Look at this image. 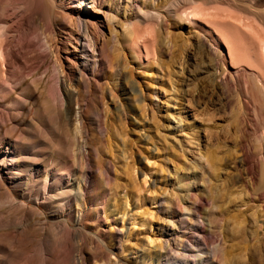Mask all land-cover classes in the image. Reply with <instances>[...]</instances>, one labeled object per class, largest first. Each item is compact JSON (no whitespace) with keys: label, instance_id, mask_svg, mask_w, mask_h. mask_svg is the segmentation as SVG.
<instances>
[{"label":"rangeland","instance_id":"374dc122","mask_svg":"<svg viewBox=\"0 0 264 264\" xmlns=\"http://www.w3.org/2000/svg\"><path fill=\"white\" fill-rule=\"evenodd\" d=\"M234 1L0 0V264H264V85L195 13Z\"/></svg>","mask_w":264,"mask_h":264},{"label":"bare ground","instance_id":"6f19581e","mask_svg":"<svg viewBox=\"0 0 264 264\" xmlns=\"http://www.w3.org/2000/svg\"><path fill=\"white\" fill-rule=\"evenodd\" d=\"M85 1V0H84ZM94 2V0H92ZM238 0H235L236 2ZM245 1V0H244ZM259 1H264V0H250L251 5L253 8V4H257ZM93 6V4H91ZM95 5V4H94ZM218 9V8H217ZM215 8H208L205 5H199L198 8H195V13L200 12L201 15H205V18L207 16L206 24L210 27L212 24V28H214L216 34L212 35L210 32H207L209 36L211 37L212 43L217 47L216 49V56L217 58L222 61V70L220 71L221 74H224L222 80L227 81V82H232L234 81V77L232 72L230 71V68L227 65L228 62V57H229V62H230V67L232 68H238L243 66H246V64H250L252 66H255L254 70L257 72L259 80L262 82V85H264V62L260 64V58H264V49L260 51V45L263 43L261 46L264 47V38H261L264 36V23L261 20L262 16L264 15V8L259 9L257 8L255 12L258 15V18H250L247 16L246 11H248V5L245 3H235V6L233 5L230 10H228V15L232 18L230 22L226 21H221V20H216V16L220 14L219 9L217 10ZM91 12H88V17L85 19L84 23V29L82 32V20L80 19L79 21L75 22L76 30L75 33H73L74 37L78 40L81 39V43L83 44V55H82V62H81V70H79V76L80 79H87V73H86V67L90 66V56L93 58V70H95V66L98 64L96 52L98 50V45L97 42L94 40L91 31H90V25L92 22L91 18ZM187 13V11H186ZM194 11L192 13L189 12L188 15L195 16L196 14ZM199 13V14H200ZM144 15H148L147 13H144ZM203 15V16H204ZM190 17V16H189ZM194 18V17H193ZM209 18V19H208ZM261 18V19H260ZM204 20V19H203ZM1 28V27H0ZM140 27L138 26L137 23L133 24L132 27L127 28V32L125 33L126 38L128 41H132L135 39L136 34L140 31ZM249 29V30H248ZM210 31V30H209ZM157 37H154L152 41L154 43L157 42ZM151 40H148L145 42L144 46L148 47L149 43ZM206 43V42H205ZM10 44V43H9ZM258 44V49L256 45ZM11 45V44H10ZM5 47V45H4ZM91 49V51H90ZM227 49V51H226ZM5 50V49H4ZM3 50V51H4ZM212 50V49H211ZM5 56L7 58V55L11 56V54L6 55V50H5ZM14 55L18 56V53H13ZM98 54L100 55V52L98 51ZM215 55V54H214ZM13 56V55H12ZM227 57V58H226ZM18 59H21L20 57H17ZM91 58V59H92ZM219 71V70H218ZM218 74V73H217ZM216 74V75H217ZM73 71H70L67 74V78L69 81L72 82L73 80ZM220 75V74H219ZM218 76V75H217ZM47 78L45 79L48 84H50V76H46ZM222 77V76H221ZM229 77V78H228ZM53 81V80H52ZM46 82V83H47ZM233 83V82H232ZM47 84V85H48ZM47 88V87H46ZM49 95H54L53 93V86L52 83L50 84L49 89H47ZM59 98L61 99L62 102H64V98L61 93V89H59ZM80 100V97L77 95H69L67 98V108L66 110H61V113L64 115H68L70 111L72 110V105L74 101L78 102ZM82 111V110H81ZM81 124L84 127L85 126V120L82 117V112L80 116ZM263 129H264V123H262ZM1 149V147H0ZM3 151V147H2ZM243 160L247 163V169H252V160L248 157V155L245 153ZM6 164V163H3ZM233 223H235L234 218H231ZM238 228L243 226L240 223H236ZM236 226V227H237ZM244 229V227L242 228ZM245 252H243V257L246 259L247 258V251L248 247ZM219 255L220 257L225 260L223 251L219 249Z\"/></svg>","mask_w":264,"mask_h":264}]
</instances>
